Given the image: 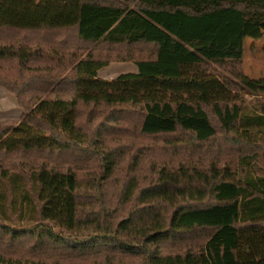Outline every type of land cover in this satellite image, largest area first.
Here are the masks:
<instances>
[{
	"label": "trees",
	"instance_id": "1",
	"mask_svg": "<svg viewBox=\"0 0 264 264\" xmlns=\"http://www.w3.org/2000/svg\"><path fill=\"white\" fill-rule=\"evenodd\" d=\"M10 30L0 42V87L20 104L32 101L24 93L33 91L71 96L36 97L26 117L0 129V153L83 143L80 107L104 105L137 107L140 135L161 137L168 149L220 133L240 154L223 166L151 167L145 185L135 177L123 186L118 202L129 204L125 214L104 207L83 215L72 169L0 167V264H45L36 254L51 246L68 250L64 257H84L95 246L84 239L135 257L92 264H264V172L255 173L260 152H246L260 146L264 153V118L245 115L239 102L244 89L264 92V77L235 66L246 38L264 37V0H0V33ZM58 30H73L82 41L145 42L156 50L134 60L135 72L106 80L99 72L107 60L72 53L66 67L64 52L34 48L21 36L9 40ZM104 157L108 177L115 157ZM167 242L174 250L164 251Z\"/></svg>",
	"mask_w": 264,
	"mask_h": 264
},
{
	"label": "rangeland",
	"instance_id": "2",
	"mask_svg": "<svg viewBox=\"0 0 264 264\" xmlns=\"http://www.w3.org/2000/svg\"><path fill=\"white\" fill-rule=\"evenodd\" d=\"M10 31L0 33V42H7ZM12 36V34L10 35ZM21 36L22 42L31 44L32 47L55 49L66 54V67L72 53L75 59L91 54L95 58L107 60L108 66L99 72V77L106 80H114L119 75L135 72L137 70L134 60L147 58L149 53L156 50L155 45L145 42L134 44L108 43L104 41L90 42L82 41L73 34V30H58L45 34H19L9 40L18 41ZM12 43V41H11ZM37 45V46H36ZM38 65V63H34ZM68 64V65H67ZM11 64H7L9 68ZM235 66L245 74L253 78L264 77V37L253 40L247 37L245 41L244 56ZM6 68V66H5ZM213 68L225 74L233 80L234 76L227 69L213 64ZM38 91L24 93L25 99L30 100L26 104H20L17 95L5 86L0 87V129L15 125L30 112V108L36 101V97H70L67 94H51L49 92L37 93ZM245 115L262 114L264 118V92H254L244 89L239 98ZM141 120L140 111L131 106H104V105H82L79 109V124L87 134V139L69 149H54L31 153H0V167L29 173L32 169H39L42 165L62 169H72L79 177L81 183V210L83 215H93L100 209L119 208V213L125 214L129 204L121 208L118 196L123 186L131 178H137L145 185L146 178L151 176V167L164 166L177 167L187 164H198L201 168L214 163L223 166L225 164L237 163L240 152L237 148L225 143L219 133L207 143H178L175 149H168L164 145L163 138H146L140 135L138 123ZM218 127V123L215 122ZM258 151L256 174L264 172V153L260 146L247 147L246 152ZM113 155L115 168L108 177H104V155ZM234 165H231L233 167ZM236 166V165H235ZM89 231H86L88 234ZM65 234L70 241L71 237ZM90 234V233H89ZM87 244L95 246L88 249V255L75 257L69 255V251L62 246H51L37 253V257L45 264H92L94 261L102 263L106 259H120L130 262L135 257H127L119 254L111 244L103 243L102 240H88ZM89 242V243H88ZM98 243V245H96ZM0 245H2L0 243ZM90 248V247H88ZM165 252L174 250V246L167 242ZM180 250V249H179ZM56 255L55 257L52 255ZM22 255V254H17Z\"/></svg>",
	"mask_w": 264,
	"mask_h": 264
}]
</instances>
